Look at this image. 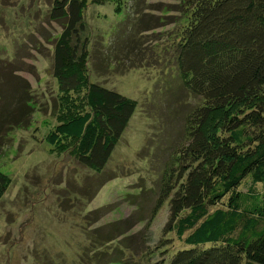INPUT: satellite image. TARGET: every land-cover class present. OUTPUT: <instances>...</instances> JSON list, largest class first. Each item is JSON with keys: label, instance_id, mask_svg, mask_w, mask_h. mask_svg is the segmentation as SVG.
<instances>
[{"label": "rangeland", "instance_id": "1", "mask_svg": "<svg viewBox=\"0 0 264 264\" xmlns=\"http://www.w3.org/2000/svg\"><path fill=\"white\" fill-rule=\"evenodd\" d=\"M51 2L0 0V86H25L21 95L32 108L27 122L0 142V172L7 177L0 264H168L183 242L162 232L167 202L155 209L154 203L183 115L198 102L181 86L174 61L187 11L179 0H82L86 80L135 101L95 173L77 162L71 142L45 140L57 122L51 61L62 31V22L48 17ZM84 93L81 87L73 97L76 106L84 105Z\"/></svg>", "mask_w": 264, "mask_h": 264}, {"label": "trees", "instance_id": "2", "mask_svg": "<svg viewBox=\"0 0 264 264\" xmlns=\"http://www.w3.org/2000/svg\"><path fill=\"white\" fill-rule=\"evenodd\" d=\"M179 1L187 16L174 61L198 102L184 113L157 180L154 209L167 202L162 232L183 242L168 264H264V0ZM48 17L62 31L51 61L57 122L45 140L71 142L77 162L100 173L135 101L86 80L82 0H52ZM1 84L0 142L32 113L25 86ZM81 87L80 107L73 97ZM6 184L0 172V192Z\"/></svg>", "mask_w": 264, "mask_h": 264}]
</instances>
